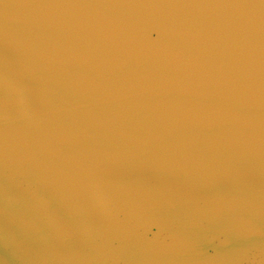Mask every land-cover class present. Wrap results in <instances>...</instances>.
<instances>
[{"label": "water", "instance_id": "obj_1", "mask_svg": "<svg viewBox=\"0 0 264 264\" xmlns=\"http://www.w3.org/2000/svg\"><path fill=\"white\" fill-rule=\"evenodd\" d=\"M0 264H264V0H0Z\"/></svg>", "mask_w": 264, "mask_h": 264}]
</instances>
